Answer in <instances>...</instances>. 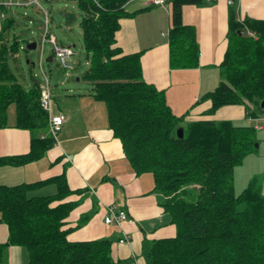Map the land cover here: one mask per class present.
I'll return each mask as SVG.
<instances>
[{"label":"trees","instance_id":"trees-1","mask_svg":"<svg viewBox=\"0 0 264 264\" xmlns=\"http://www.w3.org/2000/svg\"><path fill=\"white\" fill-rule=\"evenodd\" d=\"M76 1L84 13L83 46L90 60L83 80L92 83L93 97L106 104L110 128L135 173L153 175L160 205L177 227L174 237L143 241L146 263L264 264L262 186L252 178L241 193L235 190L236 168L259 146L257 128L213 120L184 125V117L172 111L165 91L144 80L142 52L124 54L117 45L121 19L134 15L125 10L128 0ZM208 1H171V68L199 65L197 33L183 23L182 14L185 6ZM14 25L9 18L4 29ZM19 39L15 36L10 45L3 41L0 46V128L8 126V108L15 105L16 127L31 131L32 151L2 158L0 165H24L55 145L49 135V116L40 105L41 88L35 84L26 90L10 68L9 58L21 48ZM220 69L219 85L205 96L212 102L209 112L241 105L247 119L255 121L264 113V20L241 22L231 10L228 48ZM51 183L57 187L55 194L30 196ZM71 193L63 175L0 186V222L9 230L8 242L0 244V264H7L11 245L25 247L31 264H122L112 256L109 239L68 240L65 220L75 208L66 201ZM86 221L82 218L78 226Z\"/></svg>","mask_w":264,"mask_h":264},{"label":"crops","instance_id":"crops-1","mask_svg":"<svg viewBox=\"0 0 264 264\" xmlns=\"http://www.w3.org/2000/svg\"><path fill=\"white\" fill-rule=\"evenodd\" d=\"M171 1L154 5L149 0H128L125 10L134 15L121 19L117 45L124 54L142 52L144 80L165 91L172 111L184 117V125L200 120L235 124L246 120L245 108L241 105L224 106L210 113L212 102L205 96L221 81L220 67L228 48L231 10L241 22L264 20V0H232V4L229 0H211L185 6L183 23L195 28L200 48V63L191 69L170 66ZM27 6L25 0H0V46L3 41L10 45L17 36V10ZM9 18L15 20V25L5 30ZM47 61H56L54 52ZM67 88L58 101L52 93V115L66 117L58 143L32 162L20 166L0 165V186L32 184L63 175L72 191L66 201L75 206L65 220V228H70L68 240L109 239L113 242L112 256L122 264H147L143 241L174 237L177 227L173 217L160 205L153 175L135 173L121 141L110 128L106 104L93 97L92 83L86 81L85 85ZM256 128L264 129V125L256 124ZM31 151L32 133L16 127V107L11 105L8 126L0 128V159L27 155ZM56 192V185L51 183L35 189L30 196H49ZM111 206L126 210L129 220L121 226L105 224ZM84 217L87 221L78 226ZM125 235L129 236V243L122 244L120 239ZM8 238V227L0 222V244L7 243ZM6 260L7 264H31L28 250L17 245L9 246Z\"/></svg>","mask_w":264,"mask_h":264},{"label":"rangeland","instance_id":"rangeland-1","mask_svg":"<svg viewBox=\"0 0 264 264\" xmlns=\"http://www.w3.org/2000/svg\"><path fill=\"white\" fill-rule=\"evenodd\" d=\"M41 5L49 13V29L57 37L58 45L72 47L74 51V54L67 60L71 68L64 69L56 64L57 61H47L53 53L52 44L48 40L44 41L46 16L36 5L19 7L17 10L18 20L15 32L20 39L25 41H20V51L14 57L9 58V65L18 82L26 90L35 84L44 85V72L49 78L51 92L58 101L60 94L68 89V86L86 84L82 78L89 69L90 60L83 46L81 23L84 13L76 0H52L51 2L43 0ZM32 43L37 44L36 49L25 50L28 44ZM41 56L42 70L40 68ZM236 124H251L255 127L256 124L264 125V113L260 112L255 121L244 119ZM257 139L259 146L256 152L249 155L235 170V190L238 194L247 187L252 178L258 179L264 194V129H257ZM189 199L192 200L193 197Z\"/></svg>","mask_w":264,"mask_h":264},{"label":"built area","instance_id":"built-area-1","mask_svg":"<svg viewBox=\"0 0 264 264\" xmlns=\"http://www.w3.org/2000/svg\"><path fill=\"white\" fill-rule=\"evenodd\" d=\"M41 1L43 0H25L27 5H36L38 6L46 16V33L44 41L48 40L52 44V50L54 52L56 61L58 65H61L62 68L68 69L71 66L67 63V60L74 54L72 47L68 46H60L57 42V37L51 33L49 29V13L43 9L41 5ZM47 2H51L52 0H45ZM151 4L154 5H164L167 0H149ZM229 4H232V0L228 1ZM40 68L42 70V56L40 59ZM45 84L42 85L41 88V97H40V105L41 108L48 114L49 116V135L54 139L55 144L58 143V135L64 126L66 121V117L62 114L52 115V92L50 88L49 78L43 72ZM250 120L254 121V118H250ZM129 220L128 213L126 210L117 208L116 206H111L107 210V215L105 216L104 222L108 225L121 226L124 222ZM120 243L125 244L129 243V236L125 235L122 239H120Z\"/></svg>","mask_w":264,"mask_h":264},{"label":"water","instance_id":"water-1","mask_svg":"<svg viewBox=\"0 0 264 264\" xmlns=\"http://www.w3.org/2000/svg\"><path fill=\"white\" fill-rule=\"evenodd\" d=\"M37 44L36 43H32V44H28V46L26 47L27 50H32V49H36ZM29 63V61H28ZM262 107H264V102L262 103ZM178 136L179 138H183L184 137V128L181 127L178 129Z\"/></svg>","mask_w":264,"mask_h":264}]
</instances>
